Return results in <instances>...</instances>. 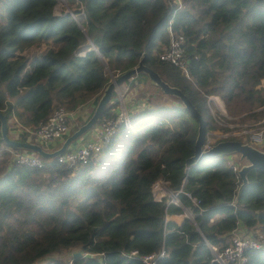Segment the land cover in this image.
Here are the masks:
<instances>
[{
	"label": "trees",
	"instance_id": "16d2710c",
	"mask_svg": "<svg viewBox=\"0 0 264 264\" xmlns=\"http://www.w3.org/2000/svg\"><path fill=\"white\" fill-rule=\"evenodd\" d=\"M59 2L0 0V112L7 122L36 127L55 106L72 112L90 102L83 124L111 74L132 69L143 54L146 66L188 97L206 132L227 130L211 114L212 95L228 117L264 118V0H78L82 9L73 14L56 13ZM168 27L186 39L189 77L159 59ZM136 80L150 81L143 72ZM167 96L177 103L134 113L77 170L56 160L21 166L2 149L0 134V264H35L75 249L82 254L71 256L73 264H142L139 257L162 248L158 264H216L210 247L220 250L239 227L264 234V171L249 170L241 185L231 155L192 160L198 122ZM116 110L110 103L99 118ZM156 180L181 190V205L157 201ZM185 211L191 217L181 224L168 219ZM133 251L138 256L127 257ZM246 256L247 264H264V251Z\"/></svg>",
	"mask_w": 264,
	"mask_h": 264
},
{
	"label": "built area",
	"instance_id": "2783aa9c",
	"mask_svg": "<svg viewBox=\"0 0 264 264\" xmlns=\"http://www.w3.org/2000/svg\"><path fill=\"white\" fill-rule=\"evenodd\" d=\"M178 4H182V0H174ZM169 40L168 44L163 47L162 51L159 52V59L170 63L178 67L186 77H189L188 61L185 56L186 52V39L182 34H174L170 27H168ZM134 78V77H133ZM131 78V79H133ZM125 83V82H124ZM128 86L124 87V90H118V102L117 110L113 116H104L94 124V126L89 130L93 132V137H88L84 139L80 144H77L75 148L66 150L64 153L57 155L54 161L67 165L68 168L77 170L84 165L88 164L90 160L96 158L100 152L109 144L111 138L116 133L119 127H129L131 125V116L134 114L131 112L132 104L128 105L125 102V96L129 94ZM215 106H219L216 102L215 97L210 96L209 100ZM222 108V106H221ZM220 108V109H221ZM71 112H68L63 106H55L47 119L40 122L36 127H22L20 124H16V133L26 132L29 136L26 142H31L35 144H49L51 141L62 139L69 132V122H70ZM223 118H228V115ZM15 120V119H14ZM17 123L18 121L15 120ZM263 124L264 118L258 122H254L250 127H254L255 124ZM248 127V125H247ZM239 130L231 131L229 133L223 134V137L227 136H237L242 134L238 132ZM243 133H246L245 131ZM207 135V133H206ZM253 146H260L264 144V126L258 127L254 131L248 132V142ZM43 147V146H42ZM211 145L208 140H205L203 149H209ZM2 149L9 151L10 159L15 163L25 166V167H42L46 164L43 157L36 152H31L27 150H18L5 146ZM1 151V149H0ZM232 169L236 172L238 176V170L241 166L237 163H231ZM239 177V176H238ZM152 192L157 201H162L164 197L172 196L167 203H174L181 205L179 199L176 197L178 190L175 194L168 190L165 183L162 180H156L152 186ZM192 202L195 204L198 201L191 197L190 193H185ZM187 212V211H185ZM189 214V213H188ZM187 217H191L190 214ZM225 245L219 250L215 247H210L213 253L212 262L216 264H247V253L249 251H264V234L254 233L245 234L240 233L238 229L230 234ZM86 256L94 257V255ZM138 253L136 251L131 252L127 257H137ZM166 257L165 249H161L158 252L151 253L139 257L142 264H158L159 261ZM64 264H73L72 259L64 262Z\"/></svg>",
	"mask_w": 264,
	"mask_h": 264
},
{
	"label": "water",
	"instance_id": "95a60500",
	"mask_svg": "<svg viewBox=\"0 0 264 264\" xmlns=\"http://www.w3.org/2000/svg\"><path fill=\"white\" fill-rule=\"evenodd\" d=\"M144 58L145 54L142 55L135 67L126 72L116 75L111 74L110 82L103 89L90 118L68 135L57 149L48 151L39 144L10 138L8 135L7 119L5 115L0 112V134L3 144L15 149L36 152L43 158H55L57 155H60L68 150V146L71 145V143L77 141L94 126L106 106L110 105V103L118 102L117 91L119 90L121 84L133 78L139 72H143L148 76L149 80L154 85L160 88L164 94L173 95L179 98L184 108H186L188 112L197 120L198 131L195 139L194 152L191 157L192 160L197 161L209 157L238 154L241 159H245L247 161V163L243 164L238 170V176L242 181L241 185L246 183V175L249 170L257 169L264 171V151L247 142L244 143L239 140H223L217 142L209 149L204 150L203 145L205 143L207 133L205 120L196 110L194 105H192L188 97L179 88L171 86L163 81L157 72L144 64ZM80 256L81 253L73 254V258Z\"/></svg>",
	"mask_w": 264,
	"mask_h": 264
},
{
	"label": "rangeland",
	"instance_id": "374dc122",
	"mask_svg": "<svg viewBox=\"0 0 264 264\" xmlns=\"http://www.w3.org/2000/svg\"><path fill=\"white\" fill-rule=\"evenodd\" d=\"M76 9H82V6L78 3V0L74 1L73 3H70V6H68V4L65 2V0H60V2L58 3V5L55 8V12L56 13H60L63 10H66L67 12H72L73 13V10H76ZM110 78H111V76H110ZM109 82H110V80H109ZM141 96H143V97H141ZM146 97H150L151 100H147V102L150 101V104H148L145 101V99H140V98H146ZM126 98H127V96H126ZM136 98H139L140 99V102L142 104H145L147 106V108H143L141 106V108L138 109L137 112H139L140 110H143V109L146 110V109H148V108H150L152 106H157V105H170V104H176L177 103V101L174 98L169 97V96L161 93L157 89V87L154 84L151 83V81H147V83L144 85L143 91L142 90L138 91V93L135 95V99ZM139 99H137V100H139ZM208 100H209V98H208ZM220 100H221V98H220ZM216 102L218 103V101H216ZM220 102H221L222 108H221L220 105L219 106H215L212 101H211V103L209 102L210 103V110H211L212 116L215 117L216 122L219 125L227 128V130L208 131L207 132V135H206V140L209 141V144L211 146H213L214 144H216L219 141L227 140V138H229V137L238 138V139H240V141H242L244 143L245 142H248V132L249 131H254L258 127H263L264 126V123L263 124H258L257 123V124H255L254 127H250L251 124L254 123V120H252V119L247 120V121L246 120H244V121L239 120L238 121L236 118H232V117L223 118V117H226L227 116V112L225 110V107H224V104H223L222 100ZM137 112H135V113H137ZM86 117H87V115H85V116L79 115V116H76L73 121H70V124H69V129L70 130H69L68 133H71V132L75 131L80 125H82L81 122L84 121L86 119ZM227 119L228 120L231 119V121H228ZM7 125L9 127V129H12V125L13 124L11 122L9 123V121H8L7 122ZM247 125H248V127H247ZM235 130H239L238 132L241 131L242 134L237 135V136H227V137H223V134L229 133V132L235 131ZM244 131L246 133H243ZM88 133H89V131L87 133H85L82 136V138L85 135H87ZM8 134H9V137H12L14 135L11 131H9ZM80 140H77V143L78 144L81 143ZM42 146L43 147H46L44 149L47 150V148H48V145L47 144H42ZM256 147L261 148V146L259 147L257 145H256ZM51 148H52V146L49 147V149H51ZM97 157H99V156H97ZM43 159L48 164L51 163L52 161H54V158H43ZM240 160H241L242 165L247 163V161L245 159H240ZM172 196L171 195L170 196H167V200H170V198ZM185 214H186V217L189 216L188 212H186ZM74 253H81L82 254L81 250H79V249H75L72 252L71 251H63V252L55 253V254H52V255L46 257L45 258L46 259V263L49 264L51 261L58 260V259H60L64 263L65 261L71 259V256Z\"/></svg>",
	"mask_w": 264,
	"mask_h": 264
},
{
	"label": "crops",
	"instance_id": "0c3cea01",
	"mask_svg": "<svg viewBox=\"0 0 264 264\" xmlns=\"http://www.w3.org/2000/svg\"><path fill=\"white\" fill-rule=\"evenodd\" d=\"M182 2H183V0H182ZM125 86H128V88H129V94H127V98H126V96H125V102H127V104L128 105H130V104H132V106H131V112L132 111H134L133 113H135V112H137V110L138 109H140L141 108V106L143 107V108H147V106L145 105V104H142L141 102H140V99H145V101L147 102V100H151L150 99V97H146V98H136L135 99V95L138 93V91H140V90H142L143 91V88H144V85L142 84V83H140L138 80H136V76H134V78L133 79H129V80H127L125 83H123L122 85H120V87H119V90H124V87ZM213 97H215L216 98V100H220V98L218 97V96H214V95H212ZM141 97H143V96H141ZM137 99H139V100H137ZM221 101V100H220ZM148 104H150V101L149 102H147ZM92 107V104L89 102V103H87V104H84V105H81L79 108H77L75 111H72L71 112V116H70V121H73L74 120V118L76 117V116H79V115H83V116H85V115H87V117L89 116V111H90V108ZM153 107V106H152ZM86 117V118H87ZM17 120L15 117H11L10 119H9V123L11 122L13 125H12V129H9V127H8V132L9 131H11L14 135L12 136V137H10V138H13V139H18V137H19V135L21 134V133H23V132H21V133H16V124H19L18 122L16 123L15 122V120ZM69 124H70V122H69ZM70 130V129H69ZM91 130V129H90ZM69 133H67L62 139H59V140H54V141H51L49 144H47L48 145V148H47V150L48 151H52V150H55V149H57L61 144H62V142H63V140H64V138L68 135ZM9 135V134H8ZM28 134H27V136H26V140H27V138H28ZM88 137H93V132L91 131V132H89L87 135H85L83 138H82V136L78 139V140H80L81 142L84 140V139H87ZM19 140V139H18ZM78 143H77V141H75V142H73V143H71V145H69L68 146V150H70V149H73V148H75V146L77 145ZM80 144V143H79ZM6 145L5 144H2L1 143V147L3 148V147H5ZM52 146V148L51 149H49V147H51ZM261 146V148H259V149H261V150H263L264 151V144L263 145H260ZM259 146V147H260ZM43 148H46V147H43ZM18 150H20V149H18ZM27 151H30V150H27ZM32 152V151H31ZM240 160L241 158H240V156H238L237 154H232L231 156H229L228 157V160L230 161V163H236V160ZM186 213V212H185ZM185 213H182V214H174V216H170V217H168V219L170 220V221H173V222H175L176 224H181L182 223V221L186 218V214ZM177 219V220H176ZM238 231L240 232V233H245V234H249V233H247V231L245 230V228L244 227H239L238 228ZM231 236V235H230ZM72 256H73V254H72ZM35 264H47L46 263V259L45 258H42V259H40V260H38Z\"/></svg>",
	"mask_w": 264,
	"mask_h": 264
},
{
	"label": "bare ground",
	"instance_id": "6f19581e",
	"mask_svg": "<svg viewBox=\"0 0 264 264\" xmlns=\"http://www.w3.org/2000/svg\"><path fill=\"white\" fill-rule=\"evenodd\" d=\"M218 103H219V105L221 106V102L220 101H218ZM177 220V219H176Z\"/></svg>",
	"mask_w": 264,
	"mask_h": 264
}]
</instances>
